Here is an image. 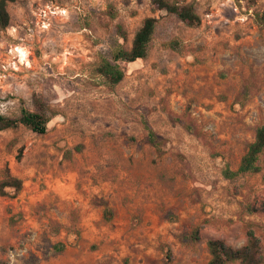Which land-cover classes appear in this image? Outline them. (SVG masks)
Wrapping results in <instances>:
<instances>
[{"label": "rangeland", "instance_id": "1", "mask_svg": "<svg viewBox=\"0 0 264 264\" xmlns=\"http://www.w3.org/2000/svg\"><path fill=\"white\" fill-rule=\"evenodd\" d=\"M163 1L200 25L155 0L7 5L0 115L49 121L0 131V183L20 182L0 193V264H207L210 240L249 233L264 264V151L257 172L223 175L264 125V0ZM148 17L147 57L109 86L98 69Z\"/></svg>", "mask_w": 264, "mask_h": 264}, {"label": "trees", "instance_id": "2", "mask_svg": "<svg viewBox=\"0 0 264 264\" xmlns=\"http://www.w3.org/2000/svg\"><path fill=\"white\" fill-rule=\"evenodd\" d=\"M16 0H0V28L5 29L10 22V16L7 11V5ZM158 11L174 14L179 21L186 26L194 28L200 25V17L195 12L192 5L177 6L169 5L163 0H155ZM156 28V19L152 17L146 18L141 27L135 32L131 48L128 51L117 50L113 54V63L104 62L98 69V73L106 80L111 87L119 84L124 73L118 66L117 62L133 63L147 57L149 44L152 40ZM48 118L41 111H28L22 109L17 118H8L0 115V131L6 129H14L22 125L37 135H44L47 131ZM148 130V140L154 144V134L150 127L146 124ZM264 151V125L259 127L255 132L254 141L249 145L246 153L241 158L238 168L231 171L226 168L223 175L226 179L254 173L258 171L257 160L259 155ZM5 187H14L16 190L20 188V182L16 180H7L0 183V193ZM260 210L264 212V199L260 204ZM208 250L210 259L207 264H230L239 262L240 264H259V240L249 233L247 243L241 248L234 249L226 245L221 240H210L208 242Z\"/></svg>", "mask_w": 264, "mask_h": 264}, {"label": "bare ground", "instance_id": "3", "mask_svg": "<svg viewBox=\"0 0 264 264\" xmlns=\"http://www.w3.org/2000/svg\"><path fill=\"white\" fill-rule=\"evenodd\" d=\"M17 52H18V54H19V56L23 59H25V58H27V52L25 51V50H23V49H21V48H18L17 49Z\"/></svg>", "mask_w": 264, "mask_h": 264}, {"label": "crops", "instance_id": "4", "mask_svg": "<svg viewBox=\"0 0 264 264\" xmlns=\"http://www.w3.org/2000/svg\"><path fill=\"white\" fill-rule=\"evenodd\" d=\"M18 48H20V47H18ZM18 48H17V49H18ZM21 49H23V48H21ZM23 50H25V49H23ZM25 51H26V50H25ZM17 53H18V52H17ZM18 55H19V54H18ZM119 175H120V176L117 177V180H119V178H122L121 174H119Z\"/></svg>", "mask_w": 264, "mask_h": 264}]
</instances>
